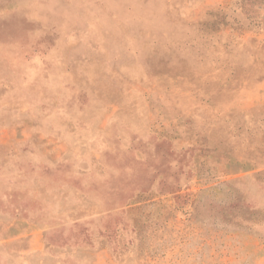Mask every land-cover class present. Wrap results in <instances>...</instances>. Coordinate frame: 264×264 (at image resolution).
<instances>
[{"label": "rangeland", "instance_id": "374dc122", "mask_svg": "<svg viewBox=\"0 0 264 264\" xmlns=\"http://www.w3.org/2000/svg\"><path fill=\"white\" fill-rule=\"evenodd\" d=\"M0 264H264V0H0Z\"/></svg>", "mask_w": 264, "mask_h": 264}]
</instances>
